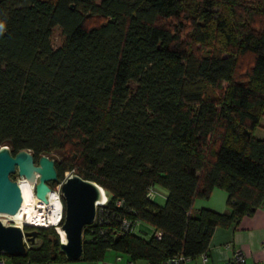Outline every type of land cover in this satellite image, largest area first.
Returning <instances> with one entry per match:
<instances>
[{
	"label": "trees",
	"instance_id": "obj_1",
	"mask_svg": "<svg viewBox=\"0 0 264 264\" xmlns=\"http://www.w3.org/2000/svg\"><path fill=\"white\" fill-rule=\"evenodd\" d=\"M263 117L264 0H0V145L53 156L59 179L75 172L108 196L80 259L191 258L216 226L264 208ZM155 185L162 204L147 195ZM213 187L227 210L194 209ZM124 218L154 232L121 231ZM24 228L40 243L1 256L69 260L53 227Z\"/></svg>",
	"mask_w": 264,
	"mask_h": 264
},
{
	"label": "water",
	"instance_id": "obj_2",
	"mask_svg": "<svg viewBox=\"0 0 264 264\" xmlns=\"http://www.w3.org/2000/svg\"><path fill=\"white\" fill-rule=\"evenodd\" d=\"M17 172L34 184V193L44 202L48 201L49 182H57L59 177L54 165V157L42 154L34 160L33 153L25 148L12 153L8 145H0V212L16 213L21 206L22 193L11 173ZM64 201V215L58 226L63 230L65 240L59 235V247L66 258L77 259L82 254L83 227L92 222L96 201L103 197V187L96 181L71 172L61 184ZM37 229H26L0 220V253L12 256L23 255L27 243L33 244Z\"/></svg>",
	"mask_w": 264,
	"mask_h": 264
},
{
	"label": "crops",
	"instance_id": "obj_3",
	"mask_svg": "<svg viewBox=\"0 0 264 264\" xmlns=\"http://www.w3.org/2000/svg\"><path fill=\"white\" fill-rule=\"evenodd\" d=\"M156 193L166 196V190L158 185L153 186ZM208 207L216 211L227 210L226 192L213 187L206 197H196L193 208ZM138 226L143 235L148 237L154 228L144 222ZM236 249L245 253V260L237 264H264V208L257 207L251 214L241 216L233 227L216 226L211 234L205 252L185 260L184 264H226ZM117 255H121L117 258ZM147 264L145 259L130 261L125 253L107 248L104 255L95 261L80 258L55 260L42 264ZM0 264H16L10 258L0 255Z\"/></svg>",
	"mask_w": 264,
	"mask_h": 264
},
{
	"label": "bare ground",
	"instance_id": "obj_4",
	"mask_svg": "<svg viewBox=\"0 0 264 264\" xmlns=\"http://www.w3.org/2000/svg\"><path fill=\"white\" fill-rule=\"evenodd\" d=\"M19 185L22 193L21 206L16 213H5L12 220L10 223L19 226L24 224L36 226H58L61 201L57 195H55L54 192H49L48 201L44 202L37 198L36 195L32 194L31 189L25 182H21ZM58 232L61 240L64 241L65 236L63 230L60 229Z\"/></svg>",
	"mask_w": 264,
	"mask_h": 264
},
{
	"label": "built area",
	"instance_id": "obj_5",
	"mask_svg": "<svg viewBox=\"0 0 264 264\" xmlns=\"http://www.w3.org/2000/svg\"><path fill=\"white\" fill-rule=\"evenodd\" d=\"M69 174H70V172H68V171L65 172L63 178H61L57 182H55V184L53 186L50 185V190L47 192V197L49 195V192H55V195H57V197L60 199L61 184H62L63 180ZM155 194H156L155 189L153 187H150L147 191V195L149 197H153ZM107 200H108V196H107V194L103 188V197L101 200L96 201L95 215H94L92 222H98V223H104L105 222V219H106L105 217L107 216V213H108V209L105 208V204L107 203ZM116 203L120 204V200H117ZM61 215H62V203H61V211H60V216H59L60 219H61ZM138 223H139V221H137V220L133 221L131 219L124 218L121 220L119 228L121 229V231L132 230V229H135V227L137 226ZM26 225H29V224H24V226H26ZM24 226H22V227H24ZM30 226L36 227V225H30ZM27 245L29 246V243H27ZM120 257H121V255H117V258H120ZM186 259H188V257H185L183 255H176V256H173L170 259L166 260V263L167 264H184ZM244 260H245V253L241 249H236L234 254H233V257L226 264H237V263L243 262ZM93 264H95V263H93Z\"/></svg>",
	"mask_w": 264,
	"mask_h": 264
},
{
	"label": "rangeland",
	"instance_id": "obj_6",
	"mask_svg": "<svg viewBox=\"0 0 264 264\" xmlns=\"http://www.w3.org/2000/svg\"><path fill=\"white\" fill-rule=\"evenodd\" d=\"M257 1L258 0H248V2H257ZM175 20L176 19H174L172 21H168V23H170V26L172 25L173 22H175ZM183 23H184L183 26L185 27V29L183 31V36H184L185 34L188 33L189 29L192 27V21L187 20L185 18V19H183ZM63 38H64V35L62 34L61 29L58 26H55L53 28L52 35H51V40H52L53 45H55V46L56 45H59L63 41ZM260 121H261V123H262V125L264 127V117L261 118ZM255 133H256V135L258 137L264 136V128H261V129L258 128ZM11 177L13 179H16L19 184L21 182H25L28 185V187L31 189L32 194L35 195V193H34V184H32L29 181H27L24 177H22L21 175H19L17 172L11 173ZM49 184L51 186H53L52 182H49ZM54 194H55V192H54ZM153 198L159 204H162L164 202V196L161 195L160 193H156ZM5 213L6 212H0V220L1 221L3 220L4 223H10V222H12V220ZM22 226H24V225H22ZM36 227H53L56 231L60 230L57 225L36 226ZM39 243H40V238H38L36 236L35 241H34V245H37ZM29 245H31V244L29 243Z\"/></svg>",
	"mask_w": 264,
	"mask_h": 264
},
{
	"label": "flooded vegetation",
	"instance_id": "obj_7",
	"mask_svg": "<svg viewBox=\"0 0 264 264\" xmlns=\"http://www.w3.org/2000/svg\"><path fill=\"white\" fill-rule=\"evenodd\" d=\"M50 185V184H49ZM62 203V202H61ZM26 229H32V228H26ZM38 232V231H37Z\"/></svg>",
	"mask_w": 264,
	"mask_h": 264
}]
</instances>
